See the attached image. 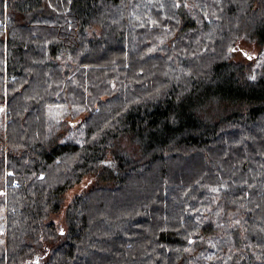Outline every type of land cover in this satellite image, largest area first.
I'll return each instance as SVG.
<instances>
[{
  "label": "trees",
  "instance_id": "obj_1",
  "mask_svg": "<svg viewBox=\"0 0 264 264\" xmlns=\"http://www.w3.org/2000/svg\"><path fill=\"white\" fill-rule=\"evenodd\" d=\"M1 189L0 264H264V0H0Z\"/></svg>",
  "mask_w": 264,
  "mask_h": 264
},
{
  "label": "rangeland",
  "instance_id": "obj_2",
  "mask_svg": "<svg viewBox=\"0 0 264 264\" xmlns=\"http://www.w3.org/2000/svg\"><path fill=\"white\" fill-rule=\"evenodd\" d=\"M261 47L256 42H248L246 40H240L236 46V52L234 58L237 60L244 59V54L249 57H255L259 54ZM127 143V142H125ZM95 175H88L80 182L70 187L65 193L64 207L73 199V197L79 193L83 188L87 187L94 181ZM0 193H5L4 190H0Z\"/></svg>",
  "mask_w": 264,
  "mask_h": 264
}]
</instances>
